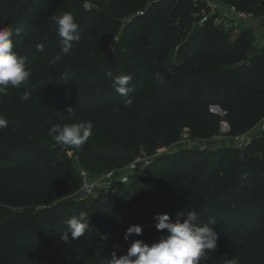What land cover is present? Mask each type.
I'll list each match as a JSON object with an SVG mask.
<instances>
[{"label": "trees", "instance_id": "trees-1", "mask_svg": "<svg viewBox=\"0 0 264 264\" xmlns=\"http://www.w3.org/2000/svg\"><path fill=\"white\" fill-rule=\"evenodd\" d=\"M219 2L264 19V0ZM204 6L195 0H0V28L19 30L13 51L31 71L26 84L0 96L7 121L0 128V264H108L134 240L150 245L165 234L154 226L156 214L175 220L190 211L213 219L218 234L217 248L202 264L233 258L264 264L262 136L243 152L224 147L162 156L140 180L102 189L89 202L71 197L78 183L73 161L97 176L125 167L137 151L175 144L184 130L210 138L226 122L229 136L241 137L264 120V48L255 51L252 28L233 40ZM65 12L78 23L80 40L53 66L60 49L53 17ZM125 74L132 77L131 105L112 87ZM24 92L30 93L26 102ZM82 121H91L93 131L79 149L57 146L48 135L57 124ZM81 211L89 217L85 236L64 242L65 220ZM132 225L142 226V235L126 240Z\"/></svg>", "mask_w": 264, "mask_h": 264}, {"label": "clouds", "instance_id": "clouds-1", "mask_svg": "<svg viewBox=\"0 0 264 264\" xmlns=\"http://www.w3.org/2000/svg\"><path fill=\"white\" fill-rule=\"evenodd\" d=\"M53 21L56 33L59 37V54L52 57L49 63L53 66L62 56L68 55L73 49V43H78V23L75 22L70 12H65L60 16H54ZM19 30H14L9 26L0 28V96L7 95L9 87L19 88L26 84L31 76V71L26 68V57L19 56L15 51L13 37L18 35ZM43 51V45H37ZM112 76L111 72L106 73ZM155 77L161 79V73L156 72ZM130 75L115 76L112 87L123 97L126 103L131 105L133 100L129 97ZM30 99V93L24 92L20 96L22 102ZM74 110L67 109V116L72 118ZM7 126V121L0 117V128ZM93 123L91 121L57 124L48 131L49 137L57 146L67 145L79 149L87 143L92 135ZM183 217V218H182ZM182 218V219H181ZM155 228L165 232L158 241L150 245L143 240H134L127 249L126 254L119 257L112 254L108 264H202L203 261L210 259L211 252L217 248L218 234L214 231L215 221L208 219L202 221L201 216L195 211H190L186 215L177 213L175 220L170 218L167 213H158L154 216ZM64 230L61 239L64 242L78 240L85 236L89 228V217L84 211L78 215H73L64 222ZM166 230V231H165ZM70 234V236H69ZM142 235V226H129L124 234V238L129 239L130 235ZM227 264H238L236 259H231Z\"/></svg>", "mask_w": 264, "mask_h": 264}, {"label": "rangeland", "instance_id": "rangeland-1", "mask_svg": "<svg viewBox=\"0 0 264 264\" xmlns=\"http://www.w3.org/2000/svg\"><path fill=\"white\" fill-rule=\"evenodd\" d=\"M153 1H158V0H153ZM90 7L92 6L88 5V8ZM204 8L207 9L208 7L204 6ZM129 20H127V22ZM251 24H253V26L250 27L253 29V32H259L257 33L259 34L258 36H256L254 33V37H253L254 44L257 46L255 51H259L260 48H264V41H263L264 30H255L254 28L256 25H254L253 21ZM237 37H238L237 35H232V39ZM110 50L113 52V49ZM175 61L176 59L172 60L171 62L173 63ZM172 63L170 65H172ZM221 116L223 117L224 114ZM224 123L227 124L226 122H223L222 124ZM228 133H229V129L225 128L224 126H221V130L217 135L210 138L195 139L190 135L189 130H184L181 134L179 141L173 145H169V146L160 145V146H155L149 150L142 149L140 151H137L136 158L132 160L129 164H127L125 167L117 170H110L97 176L91 175L92 179H94L98 183V187H96L94 196H96L99 193V191H101L102 189H107V188L119 189L122 186L127 185L134 180H140L144 174V171L140 170L141 167L143 166L142 160H148L149 162H152L156 158L175 154L180 151H185L188 153H192V152L197 153V152L217 151L224 147L236 148L240 152H243V150L249 147V145L253 142L255 138L259 136L264 137V120L244 136L231 137L229 136ZM251 152H255L256 154H259L260 150L257 147H254L253 149H251ZM69 157L72 158L71 153L69 154ZM73 162L77 170L78 183L71 197L74 198L75 200H85L89 202L93 197L88 199H82V195L80 192L81 187H80V176H79L80 166L78 165V162L76 161ZM132 164H140L139 167L140 169H138L135 172H132L131 171Z\"/></svg>", "mask_w": 264, "mask_h": 264}, {"label": "built area", "instance_id": "built-area-1", "mask_svg": "<svg viewBox=\"0 0 264 264\" xmlns=\"http://www.w3.org/2000/svg\"><path fill=\"white\" fill-rule=\"evenodd\" d=\"M199 3L204 4L206 7L209 8L210 13L212 16L216 17V21H219L218 25L227 33L232 35L239 36L244 29L250 28L247 24L252 21H260L257 19L253 14L238 11L233 7L221 4L219 0H195ZM222 8L224 11L222 16H219L218 10ZM143 13H140L142 15ZM264 41V39H263ZM142 167L141 169L140 164H132L131 171L135 172L138 169L144 171L145 168L150 164L148 160H142ZM79 176L81 179V195L82 199H88L94 196L96 187H98V183L92 179L91 174L80 167L79 169Z\"/></svg>", "mask_w": 264, "mask_h": 264}, {"label": "water", "instance_id": "water-1", "mask_svg": "<svg viewBox=\"0 0 264 264\" xmlns=\"http://www.w3.org/2000/svg\"><path fill=\"white\" fill-rule=\"evenodd\" d=\"M254 29H255V30H264V19H261V20L256 24V26H255ZM107 54H112V51L109 50V51L107 52ZM211 110H212V112L217 113V114H219V115H223V114H224L223 111H222L220 108H218V107H213ZM222 126H224L225 128L229 129L228 125L225 124V123L222 124Z\"/></svg>", "mask_w": 264, "mask_h": 264}, {"label": "crops", "instance_id": "crops-1", "mask_svg": "<svg viewBox=\"0 0 264 264\" xmlns=\"http://www.w3.org/2000/svg\"><path fill=\"white\" fill-rule=\"evenodd\" d=\"M223 10H222V8H220L219 10H218V13L220 14L219 16H222V14H223ZM218 23H219V21H217V25H218ZM252 23V22H251ZM251 23H248L247 25L249 26V27H251V26H253V24H251ZM253 23H254V25H256L257 23H258V21H253ZM255 33V35L256 36H258L259 34H257V33H259V32H254ZM235 38H233V40H234ZM259 47V46H258Z\"/></svg>", "mask_w": 264, "mask_h": 264}]
</instances>
